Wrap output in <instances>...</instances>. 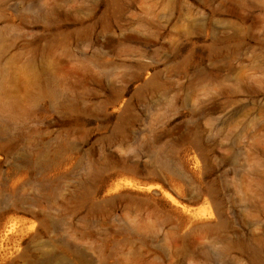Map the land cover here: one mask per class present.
Masks as SVG:
<instances>
[{
	"label": "rangeland",
	"instance_id": "obj_1",
	"mask_svg": "<svg viewBox=\"0 0 264 264\" xmlns=\"http://www.w3.org/2000/svg\"><path fill=\"white\" fill-rule=\"evenodd\" d=\"M0 264H264V0H0Z\"/></svg>",
	"mask_w": 264,
	"mask_h": 264
}]
</instances>
